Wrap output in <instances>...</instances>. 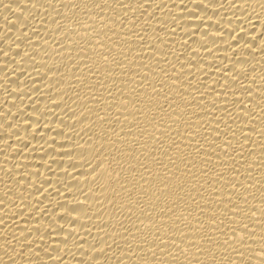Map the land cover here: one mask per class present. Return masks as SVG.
Masks as SVG:
<instances>
[{"label":"bare ground","instance_id":"1","mask_svg":"<svg viewBox=\"0 0 264 264\" xmlns=\"http://www.w3.org/2000/svg\"><path fill=\"white\" fill-rule=\"evenodd\" d=\"M0 264H264V0H0Z\"/></svg>","mask_w":264,"mask_h":264}]
</instances>
